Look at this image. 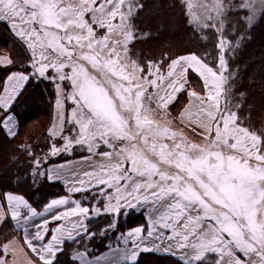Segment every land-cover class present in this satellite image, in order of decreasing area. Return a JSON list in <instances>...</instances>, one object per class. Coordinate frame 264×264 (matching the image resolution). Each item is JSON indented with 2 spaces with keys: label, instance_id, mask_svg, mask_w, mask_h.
<instances>
[{
  "label": "snow or ice",
  "instance_id": "6c2138e0",
  "mask_svg": "<svg viewBox=\"0 0 264 264\" xmlns=\"http://www.w3.org/2000/svg\"><path fill=\"white\" fill-rule=\"evenodd\" d=\"M143 7L140 0H0V23L29 51L25 70L5 81L0 110L8 112L34 76L53 82L57 107H63L60 97L74 107L70 117L58 114L59 125L50 135L63 143L53 142L48 154L84 153L83 166L68 169L67 176L40 171L39 159L33 168L34 176L49 181L70 177L68 191L82 200L55 199L40 212L23 197L7 195L2 218L10 210L13 220L22 219L25 243L42 264H57L66 241L94 235L87 225L93 213L120 214L125 207L140 210L146 225L121 234L123 247L103 258L92 261L77 252L74 261L139 264L143 254L155 253L174 258L175 264H264V137L242 126L225 87V57L233 45L224 31L232 6L216 0L207 16L194 19L197 29L219 33V71L192 53L171 60L167 76L159 66L153 71L151 61L145 69L130 59L129 45L137 38L132 21ZM236 10L247 12L244 22L251 25L257 12L264 16V0H241ZM13 63L0 57V66ZM189 70L202 78L206 95L188 92L192 103L181 111L180 122L202 137L199 143L173 130L171 120L161 123L176 94L186 90ZM57 81L69 82L72 91L66 93ZM11 120L0 117L5 126ZM84 201L96 203L88 207ZM69 204L74 206L60 210ZM45 213L50 215L33 224L36 231L29 235V222ZM52 221L64 223L50 230ZM109 227L116 228V221ZM49 232L51 239L38 250L32 241H45Z\"/></svg>",
  "mask_w": 264,
  "mask_h": 264
},
{
  "label": "trees",
  "instance_id": "16d2710c",
  "mask_svg": "<svg viewBox=\"0 0 264 264\" xmlns=\"http://www.w3.org/2000/svg\"><path fill=\"white\" fill-rule=\"evenodd\" d=\"M225 2L232 6V12L226 16L224 31V36L233 45V50L226 55L229 69L225 74L229 78L225 87L231 89L230 105L236 106L234 110L238 112L242 126L264 137V16L259 15L253 25L246 27L244 11L236 10L239 0ZM140 3L144 7L132 21L137 38L129 46L139 64L146 67L149 61L156 65L168 57L195 53L217 71L216 59L219 54L216 44L219 33L216 28L201 31L192 25L184 0H140ZM205 36L207 39H204ZM237 42L239 46L235 47ZM181 46L186 50L177 52ZM1 53H7L14 63L0 66V91L6 77L12 72L25 70L23 66L27 64L24 48L0 25ZM53 100V84L34 76L9 110L18 123L13 138L4 136L0 121V196L5 193L21 195L35 209L62 193L60 185L49 183L44 177L36 179L33 174L34 161L48 149L49 139L45 132L50 122ZM173 106L170 108L174 111L176 108ZM4 114L0 110V117ZM58 159L48 158L45 163ZM75 198L83 199L81 194ZM139 218L135 215L118 217L116 229L134 225ZM105 220L98 218L87 221L88 229L95 234V241L99 239L92 245L95 252L105 248V244L101 243L104 240L100 241L101 238L97 236ZM102 234L106 235L107 232L103 231ZM10 235L9 227L3 224L0 228V246ZM139 264H175V261L169 257L145 254L140 257Z\"/></svg>",
  "mask_w": 264,
  "mask_h": 264
},
{
  "label": "crops",
  "instance_id": "0c3cea01",
  "mask_svg": "<svg viewBox=\"0 0 264 264\" xmlns=\"http://www.w3.org/2000/svg\"><path fill=\"white\" fill-rule=\"evenodd\" d=\"M0 25L6 30L7 34L10 35L12 37V39H14L20 46H22L24 48V50L26 52V55H27V63H28L29 62V51L19 41V39L14 36L12 31L9 29V27L6 24L0 23ZM4 56H8V54L7 53L0 54V57H4ZM189 75H193L194 76L195 81H196L195 85H193L192 83L190 84ZM7 77H6V79H7ZM6 79L4 80L3 87H2V90L0 92V95L4 94V87H5ZM39 79L45 81V79H43V78H39ZM187 80H188V82L185 85V89L186 90H183V92H185L187 94V102L184 105V107L181 109V111L184 108H186L189 104L192 103V98H190L189 95H188L189 91H195L198 94H200L201 96L206 95L205 90H204L203 80L197 73L192 72L191 70H189L188 73H187ZM49 82L51 84H53L54 100H53L52 106H51V118H50V122H49V124L47 126V129H46V134L50 138H52V136L50 135V129H52L53 127H58L59 121H58L57 117H58V114L61 111H63L65 113V115L68 116V104H67V101L63 100V97H60V99L63 101V107H62V109L57 107V103H56L57 99H58L57 88H56V86H55V84L53 82H51V81H49ZM26 83L24 84V86L26 85ZM57 83H61V86L63 87V89L65 90L66 93L69 92V91H67L64 88L63 82L57 81ZM24 86H23V88H24ZM168 91L170 92L171 89H168ZM20 92H19V94H20ZM179 93H177L176 96ZM161 94H163V92H161ZM198 103L199 102H196L195 104H193V110H195V107H196V105H198ZM181 111L177 115V122H178L179 126L182 127L184 131L190 132V133L194 134L195 136L202 138L201 136H198L195 133H193L191 131V128L187 127L185 125V123H181L180 122V113H181ZM4 116H11L12 120L6 126L1 121V128H2V130L5 133V135L8 138H13L15 136V134L17 133V129H18L17 120H16L14 114L11 113L10 111L5 112ZM196 131L200 132L202 130L197 128ZM66 132H67V127H66L65 133ZM70 155L71 154H67V155H65L66 157L64 155L57 156L56 158H60V159L57 160V163L50 165L47 168V171L48 170H52V172L54 173L57 170H59L61 173L64 174V176H67L68 169H71V168H74V167L83 166V162L81 161V156L84 155V154H79V155H76V156H70ZM44 178L49 183L60 185L62 193L57 195V196H55V197H53V198H51V199H49L44 206H42L41 208L37 209L38 211L44 212L45 206L47 204H49L52 200H55V199L67 197L69 200H72V199L78 200V199L75 198L76 195H78V194L73 195L72 193H70L68 191V189L70 188L71 183H72L70 177L67 180L64 179V178H61V179L54 180V181H49L46 177H44ZM7 195L21 196V195L14 194V193H5L4 195L0 196V228L3 227V224H6V227H9L10 234H11L10 237L6 238L4 240V243H2L1 246H0V259L4 260L6 262V264H42V262L39 259V256L35 252H33L31 250V248H29L28 245L25 243V240H24L25 232L22 230V228H20V223H22V219L20 220L19 223H18L17 220H13L11 218V211L10 210L7 212V218L6 219L2 218L5 215L4 209L9 207V203H8V201L6 199ZM95 203H96V201H91V202L84 201V205L83 206L91 207L92 204H95ZM71 206H74V205L69 204L67 206H62L60 210L63 211L64 207H71ZM98 206L102 208L103 207V203L100 202ZM126 208L127 207H125V209ZM20 211H21L22 215L27 214V209H21ZM53 211H55V210H53ZM49 215H50L49 213H45V216L43 218L39 217V216L33 217L32 221H30L29 225H28V234L31 235V234H33L36 231V228L33 227V224L42 223L43 219L44 218H48ZM119 216H120L119 214H112V215L101 214V215L97 216V215H95L93 213L92 214V218H91L93 220L94 219H98V218H101V219L102 218H106V220L104 221V226L101 227V224H100V227L102 228V230L104 232H107V234L103 235V237H100L101 238L100 241L101 240H105L106 238H109V239H107L108 242L111 241V240L112 241L110 243H108V244H105V248L102 251H100V252H95L93 247H92L93 243L99 240V239H96V241H95V238H96L95 234L91 235V236H86L83 239H78L75 242L66 241L63 244V246H62L63 247L62 254L58 253L57 264H80L79 259H77L75 261L72 259L76 255L77 252L84 253L85 254L84 258L88 259V260H92V261H95L97 257L103 258L106 254H109L112 249H115V248H118V247H123V244L118 241V237H120L121 234H124V233L128 232L129 230H131L134 227L146 225V223H147L146 217L142 213V220H140L139 222L135 223L134 225H131L129 227H125L122 230H117L116 228H114V229L110 228L109 227V223L111 221L115 220L116 223L118 224L117 219H118ZM58 223H64V222L63 221H60V222L52 221L48 225V228L50 230L51 229H55L57 227ZM87 225H88V223H87ZM90 232L93 233L92 231H90ZM49 239H51V232H49L47 234V237H46L45 241H35V240H33L32 243L39 250L40 246L43 243H47V241ZM4 245H8L6 251L4 249ZM145 254H151V255H155V256H159V257L172 258V257H170V256H168L166 254H155V253H145ZM145 254H143V255H145ZM172 259H174V258H172ZM100 264H104V260L103 259L100 260Z\"/></svg>",
  "mask_w": 264,
  "mask_h": 264
},
{
  "label": "rangeland",
  "instance_id": "374dc122",
  "mask_svg": "<svg viewBox=\"0 0 264 264\" xmlns=\"http://www.w3.org/2000/svg\"><path fill=\"white\" fill-rule=\"evenodd\" d=\"M232 1V0H231ZM184 2H185V7H186V10H187V16H188V20H189V22L192 24V25H194V26H196V24H195V22H194V19L195 18H199V19H203L205 16H207L208 15V11H206V9H208V10H211V7H212V5L216 2V0H184ZM239 2H241V0H239ZM189 5H191V7H189ZM211 14L212 15H216V13L214 12V11H212L211 12ZM246 15H248V13L247 12H245L244 11V17L246 16ZM259 12H257V15H256V18L254 19V21L252 22V24L251 25H253L256 21H257V19L259 18ZM244 20V19H243ZM246 23V22H245ZM251 25H249V24H247L246 23V27H249V26H251ZM101 34H102V32H101ZM131 44V43H130ZM130 46V45H129ZM183 49H185L186 50V48L184 47V46H181L179 49H178V51L177 52H180V51H183ZM2 54V53H1ZM129 55H130V59L131 60H134V61H136V54H132V50L130 49V47H129ZM186 55H189V54H182V55H178V56H172V57H168V58H166L165 60L166 61H164V62H162L161 64H156V65H152V69H153V71H155V68L157 67V66H159L160 67V69H161V73L160 74H163L164 76H167V71H168V65L170 64V62H171V60H173V59H176V58H178V57H181V56H186ZM225 59H226V63H227V57H225ZM137 62V61H136ZM138 63V62H137ZM141 65V64H140ZM216 65H217V71H219V69H218V58L216 59ZM149 67V64L146 66V67H144L145 69H147ZM228 67H227V71H228ZM66 71H70V69H66ZM227 71H225L224 72V75L227 73ZM46 80V79H45ZM49 81V80H48ZM189 81H190V84L192 83L193 85H195L196 84V81H195V78H194V76L193 75H189ZM63 84H64V88L67 90V91H69V92H71L72 91V88H71V85H70V83L69 82H67V81H65V82H63ZM3 87V86H2ZM149 91L150 92H153V91H155L154 89H151V88H149ZM1 92V91H0ZM68 92V93H69ZM223 99H221V102H220V104H221V108H223V106H224V100L222 101ZM186 102H187V94L185 93V92H180L178 95H177V98L171 103V105L173 104L174 106L173 107H175L176 109H174V111L170 108L171 107V105L169 106V109H168V117H167V119H161V123L162 124H166L167 123V121L168 120H171L172 121V127H173V130H176V131H182L184 134H185V136H186V138L188 139V140H190V141H193V142H196V143H199L201 140H202V138H200V137H197V136H195L194 134H192V133H190V132H186V131H184L183 130V128L182 127H180L179 126V124H178V122H177V115H178V113L181 111V109L184 107V105L186 104ZM67 104H68V117H70L71 116V109L74 107V105L71 103V101H67ZM156 105L155 104H153L152 105V107H155ZM231 106V110L232 111H235L234 109L236 108V106H232V105H230ZM178 110V112H176ZM177 113V114H176ZM160 116L162 117L163 116V113H161L160 114ZM159 118V117H158ZM17 125H18V123H17ZM2 132H3V134H4V136L6 137V138H8L6 135H5V133H4V131L2 130ZM45 134H46V132H45ZM65 134H67V132L65 133ZM46 136H47V138L49 139L48 140V143H49V145H48V149H47V151L45 152V153H42L43 155L40 157L39 156V160H41L42 162H40V171H42V172H46L47 171V168L50 166V165H52V164H55V163H57V161L55 162V161H51V162H49L48 164L47 163H45L46 162V160L48 159V158H56L57 156H59V155H57V156H51L50 154H48L49 153V151H50V145L53 143V142H55L56 144H61V143H63V141H61V140H59V139H55V141H53V139L52 138H50L47 134H46ZM8 139H11V138H8ZM44 149H42V151H43ZM46 154H48V155H46ZM68 153H63V154H60V155H67ZM79 154H84V153H81L79 150H77L76 152H74V153H72L70 156H76V155H79ZM66 157V156H65ZM34 178H36V179H44L43 177H40V176H34ZM47 181V180H46ZM48 182V181H47ZM120 216L119 217H121V218H124V217H126V216H138V218L140 217V219L137 221V222H139L140 220H142V212L140 211V210H137V209H135V208H123L122 210H121V213L119 214ZM117 216V215H116ZM102 232H103V230H101V231H99V235L97 234V236H99V237H103V234H102ZM107 239H109V238H106L103 242H101V243H103V244H108V243H110L111 241H109L108 242V240Z\"/></svg>",
  "mask_w": 264,
  "mask_h": 264
}]
</instances>
